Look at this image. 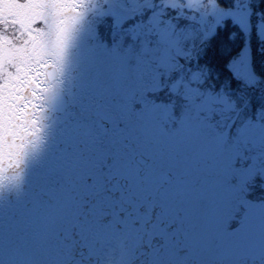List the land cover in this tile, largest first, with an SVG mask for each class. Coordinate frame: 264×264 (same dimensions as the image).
<instances>
[{"label":"snow or ice","instance_id":"6c2138e0","mask_svg":"<svg viewBox=\"0 0 264 264\" xmlns=\"http://www.w3.org/2000/svg\"><path fill=\"white\" fill-rule=\"evenodd\" d=\"M254 49L264 0H0V264H264Z\"/></svg>","mask_w":264,"mask_h":264},{"label":"trees","instance_id":"16d2710c","mask_svg":"<svg viewBox=\"0 0 264 264\" xmlns=\"http://www.w3.org/2000/svg\"><path fill=\"white\" fill-rule=\"evenodd\" d=\"M254 57L256 66L259 69L262 65H264V52L257 51L254 49Z\"/></svg>","mask_w":264,"mask_h":264}]
</instances>
